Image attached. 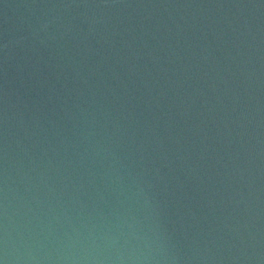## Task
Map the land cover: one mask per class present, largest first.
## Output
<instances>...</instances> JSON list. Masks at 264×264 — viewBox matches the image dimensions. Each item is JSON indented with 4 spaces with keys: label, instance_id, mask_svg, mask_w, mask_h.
<instances>
[{
    "label": "water",
    "instance_id": "95a60500",
    "mask_svg": "<svg viewBox=\"0 0 264 264\" xmlns=\"http://www.w3.org/2000/svg\"><path fill=\"white\" fill-rule=\"evenodd\" d=\"M0 264H264V0H0Z\"/></svg>",
    "mask_w": 264,
    "mask_h": 264
}]
</instances>
